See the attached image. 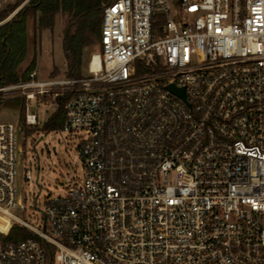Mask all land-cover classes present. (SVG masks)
Segmentation results:
<instances>
[{
  "label": "built area",
  "instance_id": "1",
  "mask_svg": "<svg viewBox=\"0 0 264 264\" xmlns=\"http://www.w3.org/2000/svg\"><path fill=\"white\" fill-rule=\"evenodd\" d=\"M101 33L89 75L0 85L27 102L0 123V236H37L0 238V264H264V0H116ZM65 88L83 176L39 229L18 213L28 105Z\"/></svg>",
  "mask_w": 264,
  "mask_h": 264
},
{
  "label": "rangeland",
  "instance_id": "2",
  "mask_svg": "<svg viewBox=\"0 0 264 264\" xmlns=\"http://www.w3.org/2000/svg\"><path fill=\"white\" fill-rule=\"evenodd\" d=\"M18 0H0V10L9 4H14ZM29 0H24L9 16L0 22L3 23L11 19L14 14ZM66 26V17L59 15L56 26L53 30L36 31L35 43L31 46V55H36V66L41 79L57 78L59 80L68 79L67 63L63 50V34ZM100 52V41L87 46L83 50V76L89 75V62L92 57ZM31 63V61H30ZM28 63L20 66V71L26 70ZM59 72V73H58ZM82 76V77H83ZM55 91L49 93L44 99L46 106L37 104L36 101L29 102V111L39 115V125L29 126L24 135L23 147V167L20 169V183L24 193V203L26 209L18 212L21 217L39 229L43 228V219L40 209H44L46 199L49 195L65 194L72 184V180L82 178L83 171L81 162L76 152L78 144L77 133L65 131L43 129L44 123L56 111L58 104ZM60 96L71 93L68 89L60 90ZM23 97L17 94L6 96L3 99ZM25 107L26 99L23 97ZM21 116V109L18 107L0 108V123H16ZM42 134L45 136L42 137ZM27 169L32 171V179H25ZM35 199L37 207L35 205ZM16 212V211H15ZM21 232L14 230V234ZM33 236V235H32ZM36 237V236H34ZM0 238H7L2 237ZM37 238V237H36Z\"/></svg>",
  "mask_w": 264,
  "mask_h": 264
},
{
  "label": "trees",
  "instance_id": "3",
  "mask_svg": "<svg viewBox=\"0 0 264 264\" xmlns=\"http://www.w3.org/2000/svg\"><path fill=\"white\" fill-rule=\"evenodd\" d=\"M24 0H18L0 10V22L5 20ZM116 0H29L14 16L0 24V85L14 84L27 80L36 66V55H31V46L35 43L36 31L53 30L57 17H66L63 34V50L67 63V77L81 78L83 50L97 40L101 42V30L106 5ZM31 61V63H30ZM26 70L21 72L20 66L28 63ZM59 73V72H58ZM73 93L57 98L56 111L44 123L47 131L59 130L65 120V103ZM18 107L20 118H24L25 103L23 97L0 99V108ZM21 232L14 234V230ZM33 235V236H32ZM36 236L30 230L15 226L8 239H22ZM51 258V253H48Z\"/></svg>",
  "mask_w": 264,
  "mask_h": 264
},
{
  "label": "water",
  "instance_id": "4",
  "mask_svg": "<svg viewBox=\"0 0 264 264\" xmlns=\"http://www.w3.org/2000/svg\"><path fill=\"white\" fill-rule=\"evenodd\" d=\"M168 88L172 90L173 92H176L180 94L181 96H184V89L183 88H177L174 84L168 85Z\"/></svg>",
  "mask_w": 264,
  "mask_h": 264
},
{
  "label": "bare ground",
  "instance_id": "5",
  "mask_svg": "<svg viewBox=\"0 0 264 264\" xmlns=\"http://www.w3.org/2000/svg\"><path fill=\"white\" fill-rule=\"evenodd\" d=\"M98 63H99V55L96 54V55H94L93 68H96Z\"/></svg>",
  "mask_w": 264,
  "mask_h": 264
}]
</instances>
